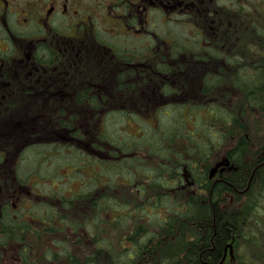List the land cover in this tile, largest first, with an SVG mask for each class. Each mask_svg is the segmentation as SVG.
<instances>
[{
  "label": "trees",
  "instance_id": "trees-1",
  "mask_svg": "<svg viewBox=\"0 0 264 264\" xmlns=\"http://www.w3.org/2000/svg\"><path fill=\"white\" fill-rule=\"evenodd\" d=\"M194 1V8L148 10L141 22L127 24L105 11V21L90 24L83 36L51 39L52 77L63 69L71 79L86 75L74 103L91 109L98 125L80 144L84 129L69 104H48L63 135L24 143L12 178L5 177V184L30 193L20 205L0 196V262L9 243L28 246L26 238L42 232L59 245L46 250L48 258L66 264H235L226 249L231 244L237 256L238 240L263 199L264 129L252 147L244 115L264 112V13L255 14L256 5L251 11ZM107 71L113 92L93 77ZM193 74L196 98L187 94ZM86 79L97 84L86 86ZM224 85L241 95L238 106L219 98ZM21 109L28 111L15 101L2 105L8 114ZM128 117L139 118L143 134L130 131ZM233 133L237 139L226 150L231 169L212 174L215 150ZM68 177L81 182L78 190L65 191ZM73 235L77 245L88 240L81 254ZM20 253L22 264H40L26 248Z\"/></svg>",
  "mask_w": 264,
  "mask_h": 264
},
{
  "label": "rangeland",
  "instance_id": "rangeland-1",
  "mask_svg": "<svg viewBox=\"0 0 264 264\" xmlns=\"http://www.w3.org/2000/svg\"><path fill=\"white\" fill-rule=\"evenodd\" d=\"M220 3H230L231 0H219ZM260 1L258 4H260V7L257 5V2ZM249 2L253 5H256V11L255 14H259L260 12L264 13V0H234L231 5L235 8H243V9H249L251 10V6H249ZM212 4V2L210 1ZM256 3V4H254ZM242 4V5H240ZM183 9L187 7H182ZM104 9H98L99 15H101V12H103ZM252 11V10H251ZM181 12V13H180ZM178 14L181 15L183 10H181ZM244 14L246 12L244 11ZM176 17H173L175 19ZM224 22L220 23L218 34L224 37L227 34L226 31V24L229 25V19H224ZM101 23V22H100ZM99 24V23H98ZM102 24V23H101ZM239 26H243V22L239 23ZM78 38V37H77ZM69 39V38H66ZM224 49V47H223ZM108 55L106 50L102 51V56ZM108 58L111 57L107 56ZM214 65V64H213ZM109 73V71H107ZM113 73H109V75L104 76L102 79L98 78V75L95 74L93 77L101 84L102 88H106V91L113 92V79L112 75ZM83 73L79 75V77L75 79H71V76L69 75L68 71L66 69L62 70V74L59 76L52 77L51 74V81L50 85L54 86L52 88L43 90L44 92H49L51 95H55V103L56 104H69L68 111L73 112L72 116H75L74 120H77V122H80L85 133V137L83 141H78L80 144H87L89 142V134L92 135L90 131H92L94 128H97L98 120L94 118V115L92 114V110L88 109L85 106L76 105L74 103L75 97L74 94L76 93V90L78 88H82L84 85H79L80 78L82 79L85 77ZM199 78L197 77V80ZM197 80L196 76L193 74L191 77V80L189 82V92H187L188 95L192 96L193 98H196L200 96L199 90L197 88ZM97 81H91V79H86V86L90 84H97ZM112 82V83H111ZM173 82V81H172ZM78 86V87H77ZM57 87H62L60 88ZM57 88V89H56ZM66 89V91H64ZM2 92V91H1ZM59 92V93H58ZM228 94V97L226 96ZM8 95V92L0 93V153L4 156V163L0 165V196L1 197H7L13 201H15V204H21L19 203V200L25 197L26 193H30L29 189H26L27 187H21L23 190H20L18 192L16 189H14L13 181L5 184L6 178H12L11 174V167L13 164V161L16 159V156L19 152V148L23 143H26L27 140L32 139V135H34L35 139H50L51 135L59 137L63 135V132H60L56 130V125L52 121L51 111L48 107V101L39 100L37 98L34 101L28 102L27 99H17L16 104L18 105V108H28V111H24L21 109L22 112L19 110L17 112H14L13 114H8L7 112H3L2 105L4 103L1 102V98L3 96ZM64 96V101L60 102V98ZM214 95V93H213ZM218 96L223 101H226V104L229 106H238L239 103H241V95H239L234 89L229 88L227 85H224V87L218 89ZM141 97V96H140ZM211 98V97H210ZM45 99V97H43ZM153 99V98H152ZM138 99L134 97L131 101L136 102ZM149 99L148 101H150ZM171 100V99H170ZM160 101H162L160 99ZM24 105V106H23ZM41 114H38L40 113ZM37 113V115H34ZM241 115V114H239ZM173 116V114H172ZM163 117V116H162ZM245 119H247V126H248V137L251 141V146L254 147L258 145L259 138H261L263 134L264 129V112L260 114L256 113H248L244 115ZM259 118V119H258ZM139 119V118H138ZM136 117H128L126 119V123L128 124V127L130 125V131L132 133L136 134L139 133L143 134L140 130V124L139 120ZM151 124H156V119H148ZM140 128V129H139ZM140 131V132H139ZM136 132V133H135ZM53 133V134H51ZM68 134L66 131L64 132ZM60 135V136H59ZM89 136V137H88ZM237 139V134L233 133L229 137L225 139L224 144H222L218 149L215 150L213 157H212V174L220 175L223 172L228 171L231 169V165L229 164L227 157H226V150L229 148V146L233 145L235 140ZM65 140V139H61ZM89 144V143H88ZM72 168L71 167H64L61 171V173L69 172ZM82 170V169H81ZM80 170V171H81ZM88 171V170H87ZM86 171V172H87ZM90 172V171H88ZM69 174H67L68 176ZM64 175V177H67ZM72 182V183H71ZM47 184H51L48 181L46 183H42L40 185V188H44V190L47 189ZM58 183H55L57 185ZM81 182L79 180H75L72 177H68L67 187L65 188V191H76L78 190ZM66 186V185H65ZM54 187V185H53ZM63 186L60 184L58 189H61ZM56 188V187H54ZM40 189H33V191L37 194L41 191ZM32 191V190H31ZM263 191V199L261 201L260 206L258 207V210L253 213L251 220L248 221V226H245L243 234L239 238V242L241 243L240 246L236 249L237 255L239 256V259L237 262H235L236 253L233 249L230 253L231 260L234 261L235 264H239V262H242V264H264V189ZM14 194V197H11V195ZM30 194H27V197ZM20 198H19V197ZM0 197V198H1ZM72 240V246L77 247V252L79 254L82 253L81 250L88 248V240L85 237L80 238V243L77 245L75 244L76 236H71ZM57 237L54 235H45L42 232H40V235H36L35 233L29 235V237L26 238L24 244H18L11 242L9 243L4 249H3V262L1 261L0 264H22V256L20 253V250L22 248H26L28 252L33 257L34 261L36 263L40 264H66V261L64 258H58V259H49L46 255V250L52 249L58 251V243ZM24 264V263H23Z\"/></svg>",
  "mask_w": 264,
  "mask_h": 264
},
{
  "label": "flooded vegetation",
  "instance_id": "flooded-vegetation-1",
  "mask_svg": "<svg viewBox=\"0 0 264 264\" xmlns=\"http://www.w3.org/2000/svg\"><path fill=\"white\" fill-rule=\"evenodd\" d=\"M233 1L222 4L232 6ZM218 2L220 3L219 0ZM248 4L252 5L251 2ZM184 6L194 8L195 1L0 0V93L8 92V95L1 98V102H16L19 98L27 99L29 102L37 98L41 103L42 100L48 103L56 102L55 95L43 91L54 87L50 85L52 38L65 40L73 33L79 38L89 29L90 24L105 21L107 15L105 17L103 13L109 10L112 17L117 18L116 21L127 24L131 18L141 22L143 17H147L148 10H155L154 14L157 15L163 8ZM98 9H104L101 15L99 11L97 12ZM66 28H69L68 32ZM141 34L142 31L137 30V35ZM16 89L21 90L13 91ZM62 101L63 95L60 98V102ZM30 141H34L33 135L25 144ZM25 144L23 143L20 148ZM259 160L261 159L258 158L256 161ZM245 191L246 189L243 193ZM227 249L225 256L230 254L234 247ZM235 258L239 259V256Z\"/></svg>",
  "mask_w": 264,
  "mask_h": 264
}]
</instances>
